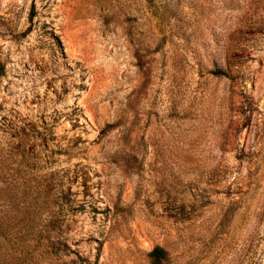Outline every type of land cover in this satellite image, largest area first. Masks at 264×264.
Segmentation results:
<instances>
[{
  "label": "rangeland",
  "instance_id": "374dc122",
  "mask_svg": "<svg viewBox=\"0 0 264 264\" xmlns=\"http://www.w3.org/2000/svg\"><path fill=\"white\" fill-rule=\"evenodd\" d=\"M0 264H264V0H0Z\"/></svg>",
  "mask_w": 264,
  "mask_h": 264
},
{
  "label": "trees",
  "instance_id": "16d2710c",
  "mask_svg": "<svg viewBox=\"0 0 264 264\" xmlns=\"http://www.w3.org/2000/svg\"><path fill=\"white\" fill-rule=\"evenodd\" d=\"M3 67L0 69V74L3 73ZM165 251L162 248L156 247L152 250L150 256L153 258L154 264H160L164 258Z\"/></svg>",
  "mask_w": 264,
  "mask_h": 264
}]
</instances>
